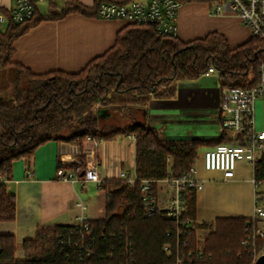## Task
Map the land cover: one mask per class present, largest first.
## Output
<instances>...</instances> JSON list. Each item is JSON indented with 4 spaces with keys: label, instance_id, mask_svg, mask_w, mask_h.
Returning <instances> with one entry per match:
<instances>
[{
    "label": "trees",
    "instance_id": "16d2710c",
    "mask_svg": "<svg viewBox=\"0 0 264 264\" xmlns=\"http://www.w3.org/2000/svg\"><path fill=\"white\" fill-rule=\"evenodd\" d=\"M104 1L114 0H94L91 7L70 2L60 11L51 7L47 14L35 6L31 18L24 22L10 19L0 29V71L10 68L14 74L12 82L0 84V222L14 221L17 214L15 195L7 191L3 179L12 178L14 161L31 158L40 145L50 140L82 143L88 135L109 140L132 134L136 143L137 180L134 185L125 179L102 181L101 187L108 191L107 214L104 219L91 220L95 237L91 255L63 252L58 237L71 226H53L41 228L34 239L24 241L28 252L24 259L15 257V235L0 234V264H119L126 258L122 252L126 229L131 233L136 264L171 261L163 253L162 245L166 241L175 244L177 223L160 211L143 214L140 179L180 177L195 162L201 148L227 141L228 135L225 131L220 135L217 130L214 139L186 136L181 132L173 136L147 122L110 128L101 119L124 108H146L152 98H172L178 81L197 79L210 66L219 71L220 88L250 84L264 59V43L256 36L231 47L218 31L183 41L159 34L152 25L127 24L119 30L111 48L78 72L54 70L38 74L13 60L14 41L41 21L61 19L72 12L98 17ZM184 1L213 3L214 0ZM4 12L9 14V10ZM257 176L264 178L262 160L257 163ZM195 196L196 192L191 191L185 197V215L194 219ZM248 222V217H218L213 223H198L199 228L214 229L203 243L201 253L192 258V264H253L254 248L242 243L250 231ZM169 229L172 236H167ZM186 236L189 249L196 251L197 232L192 230ZM262 245L264 240L258 239V251Z\"/></svg>",
    "mask_w": 264,
    "mask_h": 264
},
{
    "label": "crops",
    "instance_id": "0c3cea01",
    "mask_svg": "<svg viewBox=\"0 0 264 264\" xmlns=\"http://www.w3.org/2000/svg\"><path fill=\"white\" fill-rule=\"evenodd\" d=\"M91 7L94 0H44L37 9L47 14L51 7L60 11L70 2ZM123 1V0H119ZM13 0H0V12L10 10ZM126 22L102 19L79 12L61 19H45L14 41L13 60L38 74L54 70L78 72L96 56L104 54L116 41ZM178 37L183 41L205 37L212 31L222 33L231 47L247 42L252 33L232 11L214 13L208 1L184 2L178 13ZM216 74L197 79L180 80L176 95L169 99L152 98L144 108L131 107L102 118L112 126L147 122L162 133H184L214 139L218 129L214 114L219 103ZM216 115V114H215ZM264 118V116H263ZM104 121V123H106ZM168 130V131H167ZM214 134V135H213ZM80 144V143H79ZM91 145V144H90ZM76 142L50 140L40 145L31 158H20L12 165V178L3 179L7 191L16 198L14 221L0 222V234H14L17 241L15 257L24 259V241L34 239L43 227L74 225L81 209L90 220L104 219L107 214L108 191L101 187L103 180L122 179L121 171L135 174V136L124 134L102 140L98 147V170L101 181H63L56 177L62 154L73 158ZM207 148V147H204ZM198 164V163H197ZM28 171L32 176H28ZM197 176L203 188L196 191V219L213 223L218 217H250L254 209V167L239 162L233 178H225L222 171L197 166ZM160 204L171 195L163 182L159 183ZM164 189V195L160 194Z\"/></svg>",
    "mask_w": 264,
    "mask_h": 264
},
{
    "label": "built area",
    "instance_id": "2783aa9c",
    "mask_svg": "<svg viewBox=\"0 0 264 264\" xmlns=\"http://www.w3.org/2000/svg\"><path fill=\"white\" fill-rule=\"evenodd\" d=\"M14 4L9 14L0 12V24H6L10 19L15 22H24L31 18L38 2L44 0H13ZM184 0H129V1H104L98 9V17L102 19H116L127 24H148L155 27L161 35L178 37V13ZM212 5L214 13L232 11L240 18L242 24L249 28L252 36L260 38L264 43V0H214ZM216 74L219 80V71L210 66L203 73L204 76ZM219 88V103L216 108V123L219 134L224 131L228 140L220 142L212 147L204 149L190 166L189 170L180 177L166 176L162 179L142 178L140 179V205L144 215H150L160 211L161 215L173 219L177 223L176 242L173 244L166 241L162 245V251L172 258L166 264H192L194 255L201 253L203 243L201 242L197 227L200 223L197 219L186 216L185 197L191 191H199L203 188V181L197 176V163L203 160L206 170H219L225 178H233L235 170L240 161L250 163L254 167V209L248 217L250 231L246 234L242 243L250 245L254 249V262L256 258L264 253V245L260 251L257 250L258 239L264 240V189L260 187L264 178L257 176V163L264 162V118L261 128L256 125L255 103L258 98L264 99V59L257 68L255 80L246 85H230ZM102 140L88 135L82 143H77L74 148L77 155L67 158L62 154L61 165L58 167L56 177L63 181H101L98 170V147ZM91 144V145H90ZM78 156H81V160ZM74 166L68 167L67 164ZM28 176L32 172L28 171ZM120 177L134 185L137 176L128 171H121ZM163 182L171 190V195L160 204L159 183ZM81 209L78 223L70 225L65 232L59 235L62 251L67 255L82 253L91 255L92 244L95 237L92 235L93 227L91 220L86 216V205L83 201L77 202ZM195 230L199 238L196 251L189 249L187 234ZM125 241L122 250L123 257L119 264H136L133 252L131 233L126 229ZM172 230L167 231V236H172ZM123 237V235H122ZM183 247V249H182ZM109 253L108 256H112ZM253 262V263H254Z\"/></svg>",
    "mask_w": 264,
    "mask_h": 264
},
{
    "label": "rangeland",
    "instance_id": "374dc122",
    "mask_svg": "<svg viewBox=\"0 0 264 264\" xmlns=\"http://www.w3.org/2000/svg\"><path fill=\"white\" fill-rule=\"evenodd\" d=\"M185 2V1H184ZM7 23L6 24H0V29L3 30L5 27H6ZM13 77H14V74H13V70L12 69H6L4 71H0V84L1 83H10L13 81ZM217 78V76H216ZM216 86L219 87V83L218 81L216 80ZM255 114H256V125L258 128H261L262 126V122H263V116H264V99L263 98H258L256 100V103H255ZM105 120H103V123H104ZM106 122V121H105ZM107 123V122H106ZM108 124V123H107ZM109 127L111 128L112 125L109 123L108 124ZM214 135V134H213ZM215 136V135H214ZM214 136H212V138H215ZM206 149V148H201L200 152H199V155L201 154V152ZM240 162H244V161H240ZM199 164H202L203 168L204 167V163H203V160L202 159H199L198 160V164L197 166H199ZM239 164V163H238ZM260 187L262 189H264V182L261 183ZM162 195H164V189H161L160 191ZM214 228H211V227H208V228H204V229H200L198 230V234H199V238L201 240L202 243L205 242L206 238L208 237L209 233L213 230ZM42 253L40 252V255Z\"/></svg>",
    "mask_w": 264,
    "mask_h": 264
},
{
    "label": "water",
    "instance_id": "95a60500",
    "mask_svg": "<svg viewBox=\"0 0 264 264\" xmlns=\"http://www.w3.org/2000/svg\"><path fill=\"white\" fill-rule=\"evenodd\" d=\"M253 264H264V253L260 254Z\"/></svg>",
    "mask_w": 264,
    "mask_h": 264
}]
</instances>
